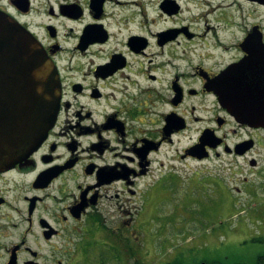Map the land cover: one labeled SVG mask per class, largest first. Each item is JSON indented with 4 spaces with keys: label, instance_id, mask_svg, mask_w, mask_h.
<instances>
[{
    "label": "flooded vegetation",
    "instance_id": "1",
    "mask_svg": "<svg viewBox=\"0 0 264 264\" xmlns=\"http://www.w3.org/2000/svg\"><path fill=\"white\" fill-rule=\"evenodd\" d=\"M0 11L37 40L61 90L44 141L0 170V264H90L104 236L112 254L136 255L132 206L175 163L215 158L230 177L210 180L216 200L261 198L264 0H0ZM197 146L207 158L189 154Z\"/></svg>",
    "mask_w": 264,
    "mask_h": 264
},
{
    "label": "rangeland",
    "instance_id": "2",
    "mask_svg": "<svg viewBox=\"0 0 264 264\" xmlns=\"http://www.w3.org/2000/svg\"><path fill=\"white\" fill-rule=\"evenodd\" d=\"M195 136L194 131L189 132V143ZM175 164V176L158 183L162 189L157 187L150 192L149 200L139 199L132 206L140 211L137 217L141 221V231L132 235L140 246L136 255L128 251L112 254L116 250L112 245L116 244L104 236L103 243L95 245L93 252L99 254L95 253L90 264H258V257L264 254L262 184H257L262 188L261 198L231 204L222 200L223 187L215 191L210 184L213 176L230 181L228 174L217 171L215 158ZM198 172L209 178L196 186L188 183ZM220 195L221 200H216Z\"/></svg>",
    "mask_w": 264,
    "mask_h": 264
},
{
    "label": "water",
    "instance_id": "3",
    "mask_svg": "<svg viewBox=\"0 0 264 264\" xmlns=\"http://www.w3.org/2000/svg\"><path fill=\"white\" fill-rule=\"evenodd\" d=\"M60 94L57 71L40 44L0 11V170L26 159L44 141L55 124ZM221 96L234 112L231 95ZM189 154L208 157L200 146Z\"/></svg>",
    "mask_w": 264,
    "mask_h": 264
},
{
    "label": "trees",
    "instance_id": "4",
    "mask_svg": "<svg viewBox=\"0 0 264 264\" xmlns=\"http://www.w3.org/2000/svg\"><path fill=\"white\" fill-rule=\"evenodd\" d=\"M167 264H179V263L174 261V262H170V263H167ZM258 264H264V254H262V255H260L258 257Z\"/></svg>",
    "mask_w": 264,
    "mask_h": 264
}]
</instances>
